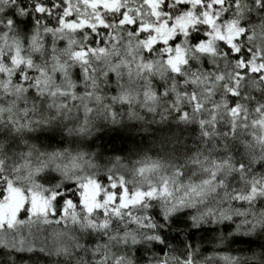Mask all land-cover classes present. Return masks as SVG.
Segmentation results:
<instances>
[{
  "label": "snow or ice",
  "instance_id": "1",
  "mask_svg": "<svg viewBox=\"0 0 264 264\" xmlns=\"http://www.w3.org/2000/svg\"><path fill=\"white\" fill-rule=\"evenodd\" d=\"M0 264H264V0H0Z\"/></svg>",
  "mask_w": 264,
  "mask_h": 264
}]
</instances>
